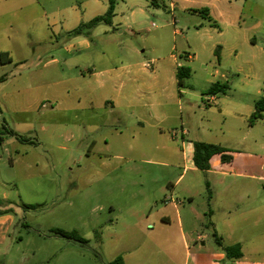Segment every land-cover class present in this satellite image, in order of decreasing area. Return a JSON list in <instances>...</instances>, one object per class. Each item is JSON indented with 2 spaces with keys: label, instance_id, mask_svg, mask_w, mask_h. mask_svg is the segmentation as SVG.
<instances>
[{
  "label": "rangeland",
  "instance_id": "1",
  "mask_svg": "<svg viewBox=\"0 0 264 264\" xmlns=\"http://www.w3.org/2000/svg\"><path fill=\"white\" fill-rule=\"evenodd\" d=\"M109 1L0 0V54L12 60L0 61V218L12 220L0 264H110L122 253L129 254L128 264H214L218 252L225 256L211 220L214 193L210 198L205 188L214 177L188 172L178 181L186 164L181 136L174 138L164 124L140 126L149 112L170 116L178 130L181 119L192 133L209 126L199 141L257 155L251 169L264 173V121L240 124L233 117L264 96V53L249 44L239 58L225 55L218 62L210 49L213 35L198 33L207 22L194 12L208 8L209 0H119L112 25L71 35L104 15ZM247 1L244 19L256 24L264 48V0ZM82 41L89 49L81 50ZM116 67L134 73L137 101L130 109L108 106L93 114L89 100L101 90L81 76ZM178 67L192 73L183 88L175 78ZM127 79L122 75L113 85L118 89ZM211 80L231 88L219 93L221 107L203 103ZM149 104L154 107L144 108ZM116 130L135 146L131 153L117 152L111 138L110 147L91 152L95 139ZM239 180H246L250 197L252 187L261 188L259 199H242L239 211L248 216L257 205L264 228V181ZM165 197L179 202L183 233L172 205L174 220L163 225L168 232L158 223L148 228ZM197 234L205 239L196 243ZM250 256L263 261L264 242Z\"/></svg>",
  "mask_w": 264,
  "mask_h": 264
},
{
  "label": "crops",
  "instance_id": "2",
  "mask_svg": "<svg viewBox=\"0 0 264 264\" xmlns=\"http://www.w3.org/2000/svg\"><path fill=\"white\" fill-rule=\"evenodd\" d=\"M247 3V0H209L206 4H204L208 8L205 7L194 10V12H196V15L202 17V19L207 22L206 24L201 25V29L198 30V33L204 31V34L206 35H213V37L210 38L211 43L213 42L210 49L213 50V53L216 56L218 62H220V60L225 55L239 58L243 54L245 47L249 44H251L252 49H259L261 53H264V48L259 46V42L256 37V27L254 26L256 24H247V21L244 19V9ZM199 11H206L211 20L199 14ZM84 49H89V44L86 41L81 42V50ZM1 54L4 55L3 61H1L2 63H4L5 60H8L9 62L12 61L11 59L6 58L5 55L7 54ZM50 64L57 66L59 62L57 59H52L50 61ZM178 68L175 72L177 85ZM87 72L88 77L83 74L81 76V79H83L84 82L88 84V86H91V83L95 82L97 84V88L101 90V95H98L89 100L88 110H90L93 114H98V111L100 110H106L108 106L112 110L117 109V107H125L130 109L134 106L137 101V99H135L136 91L134 85L132 87L130 86V82L132 80L134 84L135 78H131L134 73H132L129 68L127 69L126 67H116L113 69H105L100 71L97 69H87ZM122 75H126L128 77V81L122 83V85H120L117 89L115 88L116 85H113V82ZM210 83L212 84V86L218 83L221 84L220 82L214 80H211ZM225 85L228 86V91H230L231 88L229 87V85ZM208 91L206 92V95L209 97H207L205 101L203 100V103H207L206 105H216L217 107H221L218 102L219 93L216 95H208ZM179 96H182V92H180ZM257 96H260V91L257 93ZM210 98H214L215 102H209L208 99ZM178 101L180 102V99H178ZM159 105L162 104L159 103ZM152 107H154V104H149L148 107L144 106V108ZM253 108L247 107L245 114L241 113L239 116L233 115L234 119L240 124L248 123L252 114L255 112V106ZM86 109L87 108L84 106L83 110ZM171 119L172 118L168 115L161 118L149 112V114L144 115L141 119H139L138 124L143 128H145L144 126L147 123L150 125L154 123L153 127H158L159 124H164L174 138H177L180 134L182 139V149H184V151L182 150V154L186 160V164L183 169L184 173L179 177L178 181L184 177L185 173L188 172L195 173L196 176L198 175L196 173L204 172L205 174L214 177L212 183L205 182V188L207 189V192L208 189L210 190L211 197L214 193V198H211L209 202V206H213L215 210L214 213H211V220L214 223L213 229L222 238L225 245L232 246L235 244H240L243 251V257L235 262H229L226 259V256L218 252L216 255H214V264H219L220 261H225V259L226 264H264V260L253 261L251 260L252 256H250L251 251L260 250V248H262V243L264 242V228L260 226V223L263 221V214L262 211H260L261 208L256 205V207L250 211V214L248 216H243V214H241L239 211L240 206L243 203L242 199H259V192L261 191V188L259 189L258 187H252L253 196L250 197L246 192V180H239L251 179L257 184V186L260 182L264 181V173L259 175L257 170L251 169L252 165L255 164V162L258 163V157H256L257 155L240 151L234 152L233 154L229 153L232 156V161L229 163H224L221 159V156L217 155L211 160L210 170L201 171L197 169L194 164V143L202 142L199 141V138L203 136L202 131L204 129L205 131L206 129L210 130V127L206 125L203 126V124L198 125L196 134L188 131L183 127L184 124L182 122V119L180 123L182 129H176L177 123L173 122V120ZM263 121L264 118L260 122ZM231 129H233V127L229 126L228 130L231 131ZM162 131L163 129L159 127V132ZM95 132H97V130H94V133ZM116 132L117 133L115 135H102L99 136L98 139H95L90 146L91 152L93 154H96L102 151L103 148H100L101 144L105 145L106 148L110 147L112 139L117 152L131 153L134 150L135 146L133 147L127 143L124 133L119 132L118 130H116ZM190 136H194L195 139H193L192 142L190 141V143H188V141H185L184 138ZM172 143L175 144L176 141H173ZM157 149L159 150L162 148H160V146L158 145ZM187 149L189 150L188 153H186ZM189 154L190 157H188ZM117 158L124 159V157L122 156H117ZM161 164L165 167L172 166L169 163L165 162ZM262 169L263 164L261 165V171ZM197 177H199V175ZM230 178H234V180ZM238 196H242V198H238ZM169 200L170 202L167 201V197L164 198L165 206H162V208L158 210L156 217L153 218V221H151L152 224L148 225V228L154 231L156 224L158 223L161 231L168 232V230L165 229L163 225L171 224L174 220V215L171 211H169L170 208L168 206L170 205L171 207L172 205V207L176 210L178 227L183 233L184 224L182 223V218L178 210L179 202L175 201L174 198H171ZM258 202L259 201H257L256 204H258ZM261 203L264 202L261 200ZM249 218H251L252 223H248ZM11 224L12 220L9 217H4V219L2 217L0 218V246H4L6 244L9 237ZM196 233H198L197 228ZM204 239L205 235L199 234L197 236L196 243L202 242ZM119 256H122L125 264H128L129 254L122 253Z\"/></svg>",
  "mask_w": 264,
  "mask_h": 264
},
{
  "label": "trees",
  "instance_id": "3",
  "mask_svg": "<svg viewBox=\"0 0 264 264\" xmlns=\"http://www.w3.org/2000/svg\"><path fill=\"white\" fill-rule=\"evenodd\" d=\"M119 0H110L109 1V7L107 12L102 15L95 17L88 23H82L78 28L73 30L71 32V35L78 36L83 34L84 32H88L91 29L95 28L99 24L103 23L106 25H112V21L115 17V9L117 2ZM196 13V12H195ZM199 14L202 16H205L206 18L210 19L208 16V13L205 11H199ZM3 54H0V61H3ZM191 77V69L189 67H179L177 70V80H178V86L179 87H184L185 85V80L189 79ZM228 91V86L225 84H215L213 85L209 91L208 95H216L221 92H226ZM264 118V97L259 99L256 104H255V112L252 114L250 118V123L251 125L263 120ZM230 151L227 149L223 148L220 145H214V144H208L205 142H195L194 143V164L197 167V169L201 171H208L211 168V159L214 156H221V159L224 163H229L232 161V156L229 154ZM209 192V197L211 198V192L208 189ZM57 235L74 240L77 242H85L82 240L80 237L77 236L76 233H67L64 231H56L55 232ZM216 242L220 249L223 250L225 253L226 259L229 262H235L237 260H240L243 257V251H242V246L240 244H235L232 246L225 245L220 238H216ZM110 264H125L124 259L122 256L116 257Z\"/></svg>",
  "mask_w": 264,
  "mask_h": 264
},
{
  "label": "built area",
  "instance_id": "4",
  "mask_svg": "<svg viewBox=\"0 0 264 264\" xmlns=\"http://www.w3.org/2000/svg\"><path fill=\"white\" fill-rule=\"evenodd\" d=\"M208 101L209 102H215V99L214 98H210V99H208ZM44 107H46V105H43ZM175 133V132H174ZM174 135H176V134H174Z\"/></svg>",
  "mask_w": 264,
  "mask_h": 264
}]
</instances>
